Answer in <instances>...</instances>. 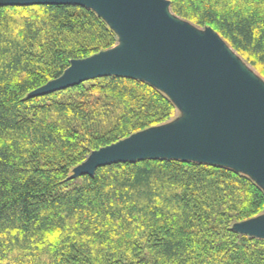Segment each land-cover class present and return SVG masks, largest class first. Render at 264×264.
<instances>
[{"label": "trees", "instance_id": "1", "mask_svg": "<svg viewBox=\"0 0 264 264\" xmlns=\"http://www.w3.org/2000/svg\"><path fill=\"white\" fill-rule=\"evenodd\" d=\"M169 2L264 79V0ZM116 43L83 5H0V264H264V239L232 229L264 212V190L229 167L118 161L69 185L93 150L177 115L162 91L127 76L29 96Z\"/></svg>", "mask_w": 264, "mask_h": 264}, {"label": "water", "instance_id": "2", "mask_svg": "<svg viewBox=\"0 0 264 264\" xmlns=\"http://www.w3.org/2000/svg\"><path fill=\"white\" fill-rule=\"evenodd\" d=\"M59 4L91 8L115 32L117 43L71 60L60 76L29 96L102 76H127L162 91L179 113L93 150L69 178L118 161L175 158L229 167L264 190V79L217 32L174 15L169 0H0L3 6ZM232 229L264 239V212Z\"/></svg>", "mask_w": 264, "mask_h": 264}, {"label": "rangeland", "instance_id": "3", "mask_svg": "<svg viewBox=\"0 0 264 264\" xmlns=\"http://www.w3.org/2000/svg\"><path fill=\"white\" fill-rule=\"evenodd\" d=\"M179 115V113L177 112V115H176V117ZM78 182H80V177H76V178H74V180L73 181H69V185H73L74 183H78Z\"/></svg>", "mask_w": 264, "mask_h": 264}]
</instances>
